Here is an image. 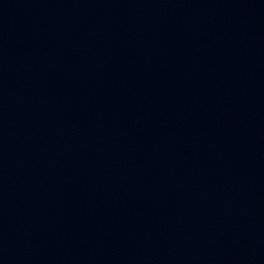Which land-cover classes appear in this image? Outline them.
Masks as SVG:
<instances>
[{"label": "water", "instance_id": "95a60500", "mask_svg": "<svg viewBox=\"0 0 264 264\" xmlns=\"http://www.w3.org/2000/svg\"><path fill=\"white\" fill-rule=\"evenodd\" d=\"M0 264H264V0H0Z\"/></svg>", "mask_w": 264, "mask_h": 264}]
</instances>
